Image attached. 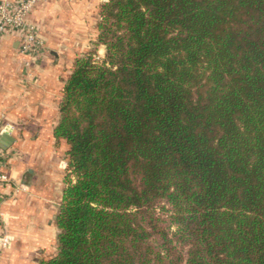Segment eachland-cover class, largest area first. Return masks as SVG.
I'll return each mask as SVG.
<instances>
[{"label": "trees", "instance_id": "1", "mask_svg": "<svg viewBox=\"0 0 264 264\" xmlns=\"http://www.w3.org/2000/svg\"><path fill=\"white\" fill-rule=\"evenodd\" d=\"M68 75L58 253L264 264V0H106Z\"/></svg>", "mask_w": 264, "mask_h": 264}, {"label": "crops", "instance_id": "2", "mask_svg": "<svg viewBox=\"0 0 264 264\" xmlns=\"http://www.w3.org/2000/svg\"><path fill=\"white\" fill-rule=\"evenodd\" d=\"M106 0H44L30 19L45 48L19 50L21 33L0 35V132L9 183H0V264H41L58 253L57 215L66 186L69 144L54 128L76 58L96 45L100 5ZM32 60L28 66L27 62ZM10 135L13 137L11 140Z\"/></svg>", "mask_w": 264, "mask_h": 264}, {"label": "built area", "instance_id": "3", "mask_svg": "<svg viewBox=\"0 0 264 264\" xmlns=\"http://www.w3.org/2000/svg\"><path fill=\"white\" fill-rule=\"evenodd\" d=\"M44 0H0V35L10 30L21 33L19 50L22 54L35 56L45 48V43L39 34L38 25L30 19L34 6ZM32 60L27 62L29 66ZM9 125L0 121V132L8 131ZM5 155L0 146V183H9L10 178L3 170ZM7 237L0 238V244H5Z\"/></svg>", "mask_w": 264, "mask_h": 264}, {"label": "rangeland", "instance_id": "4", "mask_svg": "<svg viewBox=\"0 0 264 264\" xmlns=\"http://www.w3.org/2000/svg\"><path fill=\"white\" fill-rule=\"evenodd\" d=\"M99 11H100V10H99ZM94 48H97V57H96V58L98 59L99 57H100V58L103 57V55H104L105 53L102 54V53L98 52V47H97V46H94L92 49H94ZM92 49H91V50H92Z\"/></svg>", "mask_w": 264, "mask_h": 264}, {"label": "water", "instance_id": "5", "mask_svg": "<svg viewBox=\"0 0 264 264\" xmlns=\"http://www.w3.org/2000/svg\"><path fill=\"white\" fill-rule=\"evenodd\" d=\"M8 137H10L11 140L13 139V137H11L10 135H8Z\"/></svg>", "mask_w": 264, "mask_h": 264}]
</instances>
